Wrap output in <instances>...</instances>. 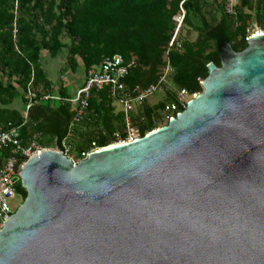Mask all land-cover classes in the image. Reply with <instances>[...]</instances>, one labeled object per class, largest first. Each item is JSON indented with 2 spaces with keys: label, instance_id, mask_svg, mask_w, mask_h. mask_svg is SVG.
<instances>
[{
  "label": "water",
  "instance_id": "obj_1",
  "mask_svg": "<svg viewBox=\"0 0 264 264\" xmlns=\"http://www.w3.org/2000/svg\"><path fill=\"white\" fill-rule=\"evenodd\" d=\"M219 57L203 92L139 141L29 159L0 264H264V34Z\"/></svg>",
  "mask_w": 264,
  "mask_h": 264
},
{
  "label": "trees",
  "instance_id": "obj_2",
  "mask_svg": "<svg viewBox=\"0 0 264 264\" xmlns=\"http://www.w3.org/2000/svg\"><path fill=\"white\" fill-rule=\"evenodd\" d=\"M181 11L176 50L175 44L168 46ZM252 23L257 29L264 27V0H235L233 5L229 0H0V125L4 130L18 128L22 145L34 136L58 143L67 138L74 115L70 104L40 101L38 96L26 118L12 109L18 99L25 107L30 83L50 90L42 55L55 59L63 52L65 68L72 74L82 70L84 76L107 58L120 56L125 64L135 58L124 79L128 90L157 84L168 68L162 92L131 115L140 134H149L165 127L175 114L165 112V107L176 104L177 93L191 98L203 92L207 67H220L224 44L236 54L247 48ZM122 130V111L116 112L108 91L93 90L84 118L72 134L80 141L69 144L71 154L80 159L92 144L107 148L113 134ZM7 155L8 151L0 153L1 158ZM16 195L23 203L26 193L20 181Z\"/></svg>",
  "mask_w": 264,
  "mask_h": 264
},
{
  "label": "built area",
  "instance_id": "obj_3",
  "mask_svg": "<svg viewBox=\"0 0 264 264\" xmlns=\"http://www.w3.org/2000/svg\"><path fill=\"white\" fill-rule=\"evenodd\" d=\"M230 12V9L227 10ZM183 16L179 20L177 30L175 31L170 43L169 48H172L175 44L176 35L180 28ZM258 34H264V27L257 29L254 27V32L250 34L246 41H248ZM175 49L179 50L180 45L175 44ZM135 58H133L127 64L124 63L120 56H113L103 61L102 65L98 69L90 70L85 75V82L79 87L72 98L52 97L50 90H42L41 87L33 88L30 85L26 89L27 105L25 106L24 118H26L28 111L33 106L34 101L40 96V101H53L60 103L70 104L74 110V115L67 128V138L63 139L60 143L56 139H52V149L42 148L38 143V137L34 136L31 140L24 145L21 144L18 128H9L4 130L0 125V153L8 151V155L0 159V232L4 225L12 218V213L9 202L16 197V186L20 181L19 176L21 169L25 163L37 156L39 153L49 150L54 152H62L63 155L71 160L73 163H78L85 160L90 154L100 151L94 144L87 152H83L80 155V159H73L71 157L72 148L68 144V139L72 136L75 128L79 125L85 115L88 108L91 92L93 90L102 91L107 90L112 101L115 105L120 107L123 114V130L121 133L115 132L113 134V143L110 145H127L139 141L143 136L138 129V123L131 119L133 112L142 106V104L152 98L156 94H160L165 84L166 76L168 75V68L163 72L160 81L147 87L146 89H126L124 85V79L128 75L129 69L134 67ZM32 82V80H31ZM198 95H194L191 98L185 92H179L176 95V104H171L165 107V112L175 113L171 117H168L167 121H172L176 116L180 114L177 112L179 107L185 110L186 105ZM39 99V98H38ZM19 164V165H18Z\"/></svg>",
  "mask_w": 264,
  "mask_h": 264
},
{
  "label": "crops",
  "instance_id": "obj_4",
  "mask_svg": "<svg viewBox=\"0 0 264 264\" xmlns=\"http://www.w3.org/2000/svg\"><path fill=\"white\" fill-rule=\"evenodd\" d=\"M47 55H42L41 65L43 70L48 77V80L51 82L50 95L52 97H61V98H72L76 90L83 85L85 82V76H80L81 73L77 72L75 74H65L61 75V67L63 65V60L60 64L57 63V58L52 59L48 58ZM65 62V61H64ZM70 75V76H67ZM12 109L17 110L18 112H23L24 107L21 104V100L18 99L12 105ZM50 140V139H49ZM51 141V140H50ZM42 147V146H41ZM44 148V147H42ZM1 159V157H0Z\"/></svg>",
  "mask_w": 264,
  "mask_h": 264
},
{
  "label": "rangeland",
  "instance_id": "obj_5",
  "mask_svg": "<svg viewBox=\"0 0 264 264\" xmlns=\"http://www.w3.org/2000/svg\"><path fill=\"white\" fill-rule=\"evenodd\" d=\"M229 2H230V5H233L234 3H235V0H229ZM181 16H183V12L181 11V14L179 15V16H177L176 18H175V21L176 20H179L180 19V17ZM254 24L255 23H252V26L253 27H251V33L252 32H254ZM177 27H178V24H177ZM177 30V29H176ZM43 55H47L46 53H43ZM48 56V55H47ZM49 58V57H48ZM63 60V65H62V67H61V75L63 74V73H69V74H72V73H70V71L68 70V69H66L65 68V66H64V61H65V55H64V53L62 52V53H60L59 55H58V57H57V63L58 64H60L61 63V61ZM79 73H81V75L80 76H82L83 75V77H84V73H83V71L82 70H80V71H78ZM67 76H70V75H67ZM85 78V77H84ZM171 90H173V89H171ZM174 91V90H173ZM27 99V98H26ZM17 101V100H16ZM28 103V102H27ZM27 103H26V105H27ZM36 103V101H34V104ZM22 104V103H21ZM33 104V105H34ZM25 105V106H26ZM33 107V106H32ZM31 109V108H30ZM115 109H116V112H118L119 110H120V107L118 106V105H115ZM25 107H24V110H23V117H24V114H25ZM163 128V127H162ZM156 131V130H155ZM152 133V132H151ZM73 137V138H72ZM72 138V139H71ZM80 141V138L77 136V135H72L69 139H68V144H74V143H76V142H79ZM71 142V143H70ZM38 143H39V145L40 146H42V147H44V148H50V149H52V141H50V140H47V139H44V138H40V137H38ZM70 147H72L71 145H69ZM112 146H114V145H112ZM105 149V148H104ZM71 157L73 158V159H77V154L76 153H72L71 154ZM20 205H22V201H21V199H20V197L18 196V195H16V197H15V199L14 200H12V201H10L9 202V207H10V209H11V211H12V213H15L16 212V210L18 209V207L20 206Z\"/></svg>",
  "mask_w": 264,
  "mask_h": 264
},
{
  "label": "bare ground",
  "instance_id": "obj_6",
  "mask_svg": "<svg viewBox=\"0 0 264 264\" xmlns=\"http://www.w3.org/2000/svg\"><path fill=\"white\" fill-rule=\"evenodd\" d=\"M259 35V34H258ZM255 36H253L252 38H254ZM121 146H124V145H121ZM117 147H120V146H117V145H114V146H109L107 148H105L106 150H110V149H114V148H117Z\"/></svg>",
  "mask_w": 264,
  "mask_h": 264
}]
</instances>
